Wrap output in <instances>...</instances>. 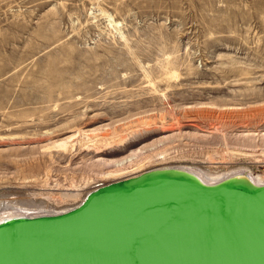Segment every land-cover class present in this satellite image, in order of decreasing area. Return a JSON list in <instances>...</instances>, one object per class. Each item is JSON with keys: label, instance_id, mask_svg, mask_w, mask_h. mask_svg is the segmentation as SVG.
I'll return each mask as SVG.
<instances>
[{"label": "rangeland", "instance_id": "obj_1", "mask_svg": "<svg viewBox=\"0 0 264 264\" xmlns=\"http://www.w3.org/2000/svg\"><path fill=\"white\" fill-rule=\"evenodd\" d=\"M163 165L263 171L264 0H0V208Z\"/></svg>", "mask_w": 264, "mask_h": 264}, {"label": "water", "instance_id": "obj_2", "mask_svg": "<svg viewBox=\"0 0 264 264\" xmlns=\"http://www.w3.org/2000/svg\"><path fill=\"white\" fill-rule=\"evenodd\" d=\"M0 264H264V181L148 169L65 211L1 220Z\"/></svg>", "mask_w": 264, "mask_h": 264}, {"label": "bare ground", "instance_id": "obj_3", "mask_svg": "<svg viewBox=\"0 0 264 264\" xmlns=\"http://www.w3.org/2000/svg\"><path fill=\"white\" fill-rule=\"evenodd\" d=\"M71 140H73V139L70 137L67 140H63L60 143H57L56 146L66 149L68 143ZM134 159H135V157H132V155H131L129 157H125V158H123L121 160H118L117 162L114 163L115 169L113 171H109V172L105 173L104 177L105 178H110L111 176L114 177L116 175H119L117 173H120V176H121L122 175L121 172L123 170L127 169L130 166L132 167L135 164L138 165L136 162H134ZM164 166H170V165H163L162 167H164ZM175 166L177 167L179 165H175ZM262 166H263V168H262L263 171H261L260 175H257V174L255 175L254 172L251 171L247 167H237V168H232V169H216V168L215 169H203V168L200 169V168L190 167L189 169L192 170V171H195V173L202 180H204L206 182H214V181L219 180V179H221V178H223V177H225V176H227L229 174L248 172L249 176L253 180H255L257 183H262L264 181V165H262ZM182 167H185V166H182ZM127 172H125V173H127ZM132 174H133V176L136 175V173H132ZM74 195H75V198L82 196L81 193L78 192V190L76 192H74ZM85 195L86 194H84L82 196V198H84ZM4 205L8 206V207L0 208V221L4 220L5 218H10V217H13V216H20V215H23V214H25L27 212H35L36 214H49V213H52V212L54 213V212L65 211V210H67V209L72 207V206H69L68 208L62 209V210L53 209V208H50V206L48 204H45L43 202L36 203V202H33V201H29V200H26V201L15 200V201H10V202L4 203Z\"/></svg>", "mask_w": 264, "mask_h": 264}]
</instances>
